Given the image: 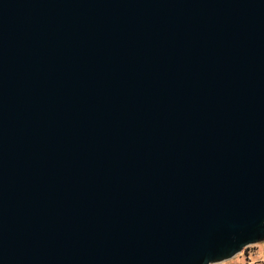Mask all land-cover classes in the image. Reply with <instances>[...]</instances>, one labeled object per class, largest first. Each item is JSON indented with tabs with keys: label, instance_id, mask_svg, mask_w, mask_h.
<instances>
[{
	"label": "water",
	"instance_id": "obj_1",
	"mask_svg": "<svg viewBox=\"0 0 264 264\" xmlns=\"http://www.w3.org/2000/svg\"><path fill=\"white\" fill-rule=\"evenodd\" d=\"M263 239L264 0H0V264Z\"/></svg>",
	"mask_w": 264,
	"mask_h": 264
},
{
	"label": "rangeland",
	"instance_id": "obj_2",
	"mask_svg": "<svg viewBox=\"0 0 264 264\" xmlns=\"http://www.w3.org/2000/svg\"><path fill=\"white\" fill-rule=\"evenodd\" d=\"M210 264H264V239L248 244L231 258Z\"/></svg>",
	"mask_w": 264,
	"mask_h": 264
},
{
	"label": "built area",
	"instance_id": "obj_3",
	"mask_svg": "<svg viewBox=\"0 0 264 264\" xmlns=\"http://www.w3.org/2000/svg\"><path fill=\"white\" fill-rule=\"evenodd\" d=\"M245 248V247H244Z\"/></svg>",
	"mask_w": 264,
	"mask_h": 264
}]
</instances>
